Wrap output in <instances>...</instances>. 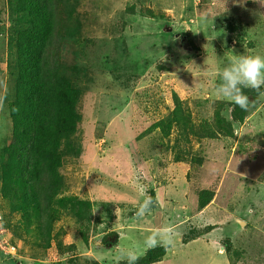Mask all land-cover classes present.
Returning <instances> with one entry per match:
<instances>
[{
	"label": "trees",
	"instance_id": "16d2710c",
	"mask_svg": "<svg viewBox=\"0 0 264 264\" xmlns=\"http://www.w3.org/2000/svg\"><path fill=\"white\" fill-rule=\"evenodd\" d=\"M98 1L6 0L7 27L0 30V80L6 78L7 81L6 94L1 104L3 105L2 113L6 116L4 114L0 116V120L7 122L10 139L8 143L0 145V196L3 201L12 204L9 217L17 216L18 219L9 225H5L2 219L4 223L2 230L5 232V238L8 231L10 232L14 245L10 242L9 245L15 247L19 256L26 259L25 249L32 248L29 257L34 264H43L46 251L52 246L61 257L57 264H98L91 259L79 257L77 248V246L81 248L88 236L94 203L88 198L64 195L67 192V184L62 170L69 159L72 160L68 162L82 161L84 146L81 140L80 106L88 92L98 93L107 89L108 94L117 92L124 94L121 97L128 99L135 95L136 108L142 107L152 119L151 124L144 130L146 134H149V140L141 142L142 148L138 150V155L141 150H147L146 158L135 162V156L129 154V149L119 147L117 150V147L108 140V136H100L99 133L95 139L103 140L100 148L103 151L98 152L95 157H101V165L108 171L107 177L142 194L145 198L151 197L153 204L159 198V190L162 189L163 183L162 178L152 175L155 166L163 170L165 167L182 164L188 165L189 168V174L185 176V180L193 185L196 192L198 191L197 208L202 210L208 206L220 186V176L214 181L211 178V169L208 170L209 172L205 169L211 166L213 161L215 165L220 164L222 171L227 167V163L217 160L222 156L218 139L233 138L234 126L245 125L247 113L253 111L258 104L260 109L254 117L264 118V98H262L264 90L260 92L244 90L250 101L246 110L234 106L230 101H221L213 110L212 126L208 124L210 117L201 111L203 105L211 104L209 101L211 98H207V102L198 100V97L191 98L190 103L195 109L194 113L199 116V122L195 124L190 120L191 111L184 107L183 102H178L176 97H174L173 106L167 107L165 113H157L155 104L151 103L149 98L150 89H142L136 93L133 84L137 80L135 76L132 78L128 73L117 72L108 66L99 69L91 67L89 70L87 66L66 63L63 60L65 42L74 38L82 41V38L88 36L87 29H92L96 24L98 28H103L105 36H108L109 30H113L114 24L105 28L101 21L103 13L99 8L104 5L102 3L96 5ZM92 8H96L98 12L93 13ZM87 10H89L88 13ZM115 18H112L111 23H114ZM222 24L228 30L225 34H233L236 39L238 37V42L240 40L244 42L241 31L243 27L230 21H224ZM0 27H4L2 21H0ZM114 32H110V35ZM95 37L91 34L88 36V41L95 42ZM2 43H5L4 47ZM248 46L252 49L253 43H249ZM3 65L4 69L1 68ZM130 78L133 80L127 83ZM204 78L209 81L208 77ZM217 81L218 77L213 81L214 86ZM99 85H102L101 89L98 88ZM206 90L210 92L212 89L206 87ZM130 108H132L131 105L128 108L126 106V112ZM138 113L148 119L144 112L138 111ZM248 123L249 132L244 137V141L240 142L243 143L239 144L244 153H241V148L237 146L232 160L238 163L235 167L231 165L228 169L243 178L246 177L248 181L252 179L249 182L258 183L255 191L258 195L256 199L258 203L251 205V208L247 210L250 219L247 222L258 226L264 221H262L264 219V169L261 170L258 166L261 164V157L258 156L254 141L246 138L252 131L264 145V136L256 133L257 129L261 128L258 120L253 118ZM173 128L178 131V140L171 143ZM144 131L137 137V143L145 139L142 136ZM156 131H159L158 134L153 136L152 134ZM192 138L200 145L194 156L180 150L178 148L180 144H177L179 139L189 144ZM6 141L7 137L4 142ZM203 142H211L213 151H216L214 157L203 154L201 147ZM147 144L149 145L145 147ZM226 147L224 146L223 149ZM174 148L178 149L175 153H173ZM171 158L173 161L169 162ZM88 159L90 160L89 157ZM224 159L229 160L228 156ZM245 161L254 163L252 169L255 168V172L248 174ZM86 167L88 166L85 163L83 169ZM95 170L93 169L94 172ZM189 178L197 179L199 185L196 186ZM205 179L212 180L213 185ZM201 184L211 190H201ZM100 188L101 186L96 189V192ZM162 200L165 205L171 202L164 199V194ZM135 206L137 205L126 207L137 212L138 207ZM103 208L109 210L106 206ZM226 209L231 220L225 223L232 225L233 215L230 209ZM10 219L12 218H9V221ZM60 220H66L64 225L66 227H57L56 224ZM237 221L245 224L244 220ZM65 228L74 231L71 241L75 244L67 245L62 241L67 232ZM207 230L209 228L205 229ZM242 237H244L243 240H254L251 235L246 234ZM116 239V235L108 236L102 241V249L113 247ZM185 239L190 238L187 236ZM17 243H19L18 246ZM222 246L231 264H236L242 261L241 258L244 259L249 255L248 250H242V247L233 248L229 239L222 242ZM165 252L164 246L149 249L138 259L137 264L158 263L165 256ZM24 261L17 258H12L11 261L4 260L9 264H26Z\"/></svg>",
	"mask_w": 264,
	"mask_h": 264
},
{
	"label": "rangeland",
	"instance_id": "374dc122",
	"mask_svg": "<svg viewBox=\"0 0 264 264\" xmlns=\"http://www.w3.org/2000/svg\"><path fill=\"white\" fill-rule=\"evenodd\" d=\"M96 3V5L100 3L104 5L99 9L103 13L101 21L105 28L114 24L113 30L108 29L109 34L105 36L103 28H98L97 24H93L92 29H87V35L90 36L92 34L96 36L95 42L88 41V36L82 38V41L76 40L77 38L68 40L63 45V60L66 63L87 66L89 70L91 67L99 69L108 66L117 72L128 73L132 78L135 76L137 80L133 84L136 93H139L142 89H150L149 98L152 101L151 103L155 104L157 113L159 114L165 113L167 107H172L174 97H176L178 98V102H183L184 107L191 111L190 120L198 124L199 116L194 113L195 109L192 107L190 99L198 97V100L207 102L211 98L212 100H209L211 104L209 103L210 105L208 106L203 105L201 111L210 117L208 124L212 126L214 108L216 109V106L221 101L229 102L215 93L213 81L217 77L218 70L228 60L233 59L235 55L259 54L264 56V17L259 19L258 15V13H264V7L258 3H254L253 0H246L243 6L233 3V0H99ZM91 11L93 13L95 11L98 12L96 8H92ZM88 12L89 10H87ZM7 17L8 8L6 0H0V21L3 22L4 26L0 27V30H4L7 27ZM114 17H116L115 21L111 23ZM224 21L234 22L243 27L241 29L243 43L241 40L238 42V37L236 39L233 34H225L228 30L222 24ZM113 31L115 32L110 35V32ZM251 42L253 43L252 49L248 46ZM2 46L4 47L5 43H2ZM1 68L4 69V65ZM165 70L168 71L165 72ZM205 76L208 77L209 81L204 78ZM132 80L130 78L127 83H130ZM6 82V78L0 80V110L3 107L1 103L6 94ZM101 87L102 85L98 86L100 89ZM206 87L212 90L209 92L206 90ZM106 92H108L107 89L104 92L98 93L88 92L82 99L80 106L82 114L81 140L84 146L82 161L68 162L72 160L69 159L62 169L67 184V192L64 195L88 198L90 202L94 203L95 213H92L90 218L98 225H101L104 221L100 217L102 209H104L103 206L113 209V212L115 209L119 211L120 217H118L117 221H132L136 216V212L129 207L120 208L121 205L127 206L126 204L130 203L128 199L126 200L127 203L122 199V192L127 194L125 190L126 186L116 183L111 177H107L106 173L108 171L101 165V157H95L98 155V152L103 151V149H100L103 145V140L95 139L97 133L101 134L100 136H108V140L111 141L113 146L117 147V150L119 147L129 149V154L135 156V162H139L142 158H146L148 154L147 150H141L138 155V150L142 148L140 146L141 142L149 140V134H146L144 130L152 122V119L148 117L142 107L138 106L136 108L135 95L128 99L121 97L124 94L117 92L108 94ZM125 105L127 108L131 105L132 108L126 112ZM259 109L258 104L253 111L247 113L245 125L234 126L233 138L218 139L223 157L221 156L217 160L227 163V167L222 171V167L219 166L220 164H214L215 161H213L211 166L206 167V171L211 169L212 180L216 181L220 176L219 192L217 193L214 205L209 207L208 211L194 222L224 223L231 220L226 209L229 208V211L235 210V213L238 214L236 218L244 220L245 224H248L247 221L250 219L247 215V210L251 208V205L258 203L256 200L258 199V195L255 193L258 183L249 182L252 179L249 178L250 180L248 181L246 177L240 179L231 169H228L231 165L235 167L238 162L232 159L226 161L224 157H229L231 154L234 155L235 148L243 143L240 142L249 132L248 122L251 119L255 118L260 122L261 128L257 129L256 133L257 135L261 134L264 136V118L262 116L254 117ZM138 111L144 112L148 119L145 116H141V113H138ZM2 112L3 109L0 111V116L4 114ZM4 115L6 116V114ZM143 131L142 136L145 139L137 143L136 139ZM158 132L156 131L152 135L156 136ZM8 134L9 128L7 122L5 123L3 120H0V145L8 143L10 139ZM6 137L7 141L4 142ZM246 139L254 141L258 156L261 157V164L258 166H260L261 170L264 169V145L262 141H259L252 131H250ZM2 140L3 142H1ZM176 140H178V131L173 128L171 143H174ZM205 142L201 146L203 154L211 158L214 157L216 151H213L211 142ZM178 143L180 144L178 148L188 152L191 156H194L195 151L200 146L193 138L189 144L181 142V139H179ZM224 146L227 147L223 149ZM239 148H241V153H244L242 146ZM177 150V148H174L173 153ZM172 161L173 159L171 158L169 162ZM246 162L244 164L247 167L248 174L255 172V168L252 169V164L254 163L250 164ZM85 163L88 167L83 169ZM93 169L97 170L94 172ZM184 171H186V175L189 174L188 165L178 164L176 167L169 166L163 170L155 166V171H153L152 175L162 178V189L159 190V193L164 194L165 200H170L173 203L172 206L177 203L179 207L185 204L190 209L196 206L195 202L192 201L196 189L192 184L189 186L188 181L185 182ZM189 179L196 186L199 185L197 179ZM205 180L213 185L212 180ZM258 182L262 183L261 181ZM100 186V190L96 192V189ZM202 189L211 190L209 187L207 188L201 184ZM184 193L187 195L188 200H186ZM129 196L128 198H131V201L136 203L137 206L135 207H139L145 199L142 194L132 189H130ZM162 202V198H158L157 202L152 204L151 212L148 215L140 217L137 222H154V218L161 216L158 210L160 212L167 210L171 213L172 224L176 225L180 218L179 215L173 212L172 206L166 205L164 207ZM11 207L12 204L8 201H3L0 196V216L5 225L14 223L18 219L17 216L9 217ZM9 218L12 219L9 221ZM236 221H233V226H239ZM192 222L191 220H185L180 223L190 227V223ZM261 224L264 225V221ZM56 225L57 227L64 226L66 225V220H60ZM103 225L105 227L106 223ZM65 229L67 232L63 236L62 241L67 245L75 244L71 241L74 231H70L68 228ZM236 230L238 232L239 228H236ZM126 234L132 235V231H126ZM246 234L248 235V233H242V236ZM7 238L6 243L10 242L14 245L9 231ZM240 239L243 240L244 237ZM102 241L103 238L96 237L93 242L101 250L99 253L100 258H104L100 264H118L120 258L119 251L121 249L134 251L140 258L146 245L144 241L132 247L133 243L130 240L123 239L120 242L119 250L113 251V249L109 248L102 249ZM18 245L19 243H17ZM172 245H175L174 239ZM0 246L3 247L2 241H0ZM155 247H158V245ZM155 247H149V249ZM31 249L30 247L25 249L26 259L19 256L20 260H26L24 261L26 264H34V261L30 260L29 257ZM81 252H83L82 249ZM60 259L61 257H59L57 250L51 248L46 251V256L42 262L43 264H57L60 262ZM3 260L4 258L0 256V261ZM240 260L242 261L238 262L239 264L259 263L257 256L254 254ZM0 264L9 263L0 262ZM260 264H264V261Z\"/></svg>",
	"mask_w": 264,
	"mask_h": 264
},
{
	"label": "crops",
	"instance_id": "0c3cea01",
	"mask_svg": "<svg viewBox=\"0 0 264 264\" xmlns=\"http://www.w3.org/2000/svg\"><path fill=\"white\" fill-rule=\"evenodd\" d=\"M219 148H221V146ZM228 158L232 159V154L229 155ZM184 175L186 176V171L183 172V176ZM236 175L239 176L240 179L243 178L238 174ZM125 190L127 194H125V192H122V199L125 201L128 199V202H130L127 203L126 201V205H136V203L131 201V198H128L130 197V189L126 187ZM218 192L219 191L217 190L214 194L212 202L202 210H199V208H197L198 191L195 193L192 199V201L195 202L196 206L191 207L190 209L187 208L185 204L180 207L178 206V203L172 206L173 203L170 202L169 207L172 206L173 212L177 213L180 217L176 225L172 224L171 213L167 210H165V212H160L158 210L161 216L159 218H154V222L138 223L137 221L138 219H140V217H137V215L132 221L129 222L127 220L117 221L118 217H120V213L117 209H115L114 213H112L113 215L115 214V219L113 222L111 220L106 225L105 230L101 229L102 226L101 228H99L90 225L88 236L84 241V251L82 249V245L80 250L82 249L83 253L79 252V257L91 259L100 264V262L104 258H100L99 253L101 252V250L96 245H94L93 242L96 237L102 238L105 231H108L109 233L115 232L117 236V243L113 247L109 248L113 249V251L119 250L120 242L123 239L130 240L133 243V247L137 243H143L148 235L157 232H169L175 241V245L173 246L172 243L169 246H164L166 248L165 256L160 262L154 264H231L227 259L224 253V248L222 246V242H224L226 239H229V241H231L233 248L242 247V250H248L249 255H256L259 263L255 264H260L264 261V250H262L264 249V225L258 224V226H256V224L253 223L244 224L240 221H236V217L238 216V214L235 213V210L230 212L233 215V221H236L239 226L227 225L228 222L220 224L194 222L196 219L202 217L208 211L209 207L214 205ZM184 195L186 200H188L187 195L185 193ZM158 197L160 199L163 198V194H161L160 192ZM162 204L164 207H166L164 201L162 202ZM122 207L126 208V206L121 205L120 208ZM150 212L151 210L145 215H148ZM185 220L193 221L192 223H190V227H188L186 224L180 223L184 222ZM263 220L264 219H262V221ZM208 228L209 230L205 231V229ZM236 228H239L238 232ZM126 231H132V235L126 234ZM242 233H248V235L254 237V240H241L240 238L242 237ZM187 236H189L190 239H185ZM77 248L79 250L78 246ZM148 250L149 246L145 245V247L143 248L142 256L145 255ZM119 263L126 264V261L119 258L118 264ZM236 264L239 263L237 262Z\"/></svg>",
	"mask_w": 264,
	"mask_h": 264
},
{
	"label": "clouds",
	"instance_id": "9594fccd",
	"mask_svg": "<svg viewBox=\"0 0 264 264\" xmlns=\"http://www.w3.org/2000/svg\"><path fill=\"white\" fill-rule=\"evenodd\" d=\"M245 2L246 0H233V3L240 4L241 6H243ZM253 2L264 7V0H253ZM258 15L259 19L264 17V13H258ZM217 77L218 81L215 86L216 95L230 101L234 106H238L240 109L246 110L250 101L244 90L251 89L257 92L264 90V56L259 54L235 55L233 59L228 60L227 63L218 70ZM152 204V198L146 197L137 209V217L145 216V214L151 210ZM92 213H95L94 205ZM112 213H114L112 209H102L100 217L103 218L104 221L101 225H98L90 218V225L101 228V226H104V223L107 225L111 220L113 222L115 214L113 215ZM0 225L3 228L4 224L1 216ZM106 225L103 227V230L106 229ZM112 234L116 235L115 232L109 233L108 231H105L102 237L103 240ZM3 239L7 242V238H5L4 235ZM172 243L173 238L169 232L153 233L148 235L145 239V244L149 247H155L157 245L169 246ZM52 248H54V246H52ZM79 252H81V250H79ZM0 256H2L6 261H11L12 258L19 259L17 250L14 246H10L9 243H6L5 247L0 248ZM119 257L120 259L126 261V264H137L139 259L134 251H125L123 249L119 251ZM4 260L0 262H4Z\"/></svg>",
	"mask_w": 264,
	"mask_h": 264
},
{
	"label": "built area",
	"instance_id": "2783aa9c",
	"mask_svg": "<svg viewBox=\"0 0 264 264\" xmlns=\"http://www.w3.org/2000/svg\"><path fill=\"white\" fill-rule=\"evenodd\" d=\"M2 229H3V228H2L1 225H0V241L3 242V247H5V246H6V242H5V240L3 239L4 231H3ZM3 247L0 246V248H3Z\"/></svg>",
	"mask_w": 264,
	"mask_h": 264
}]
</instances>
